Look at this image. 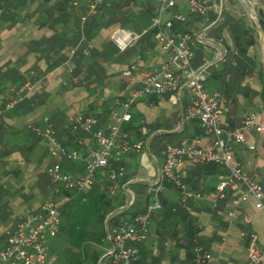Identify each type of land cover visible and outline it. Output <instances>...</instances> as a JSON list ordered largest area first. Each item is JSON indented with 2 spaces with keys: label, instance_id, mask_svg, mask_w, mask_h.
<instances>
[{
  "label": "crops",
  "instance_id": "obj_1",
  "mask_svg": "<svg viewBox=\"0 0 264 264\" xmlns=\"http://www.w3.org/2000/svg\"><path fill=\"white\" fill-rule=\"evenodd\" d=\"M204 1L209 6L206 19L188 15L187 20L174 23L175 31H191L197 37L191 66H205V89L221 93L225 128L239 127L246 110H253L264 122V0ZM88 3L0 0V103L22 96L0 116V234L49 198L58 197L62 203L71 200L69 190H56L51 184L47 168L59 162L71 175H79L84 170V158L96 143L91 132L74 130L70 118L79 113L92 115L97 119L95 128H104L121 115L126 99L139 86L122 72L133 63L137 65L135 74L153 70L167 57L152 33L123 52L110 40L112 29L122 23L136 31L148 28L157 0H120L97 26L90 16L83 23L79 19L87 15ZM175 12L187 14L183 0L169 9L170 15ZM88 43L92 45L91 55L78 58ZM74 48L76 53L70 57L68 52ZM187 104L185 87L180 88L176 104L167 95H150L132 104L130 119L122 123V129L132 140L144 139V149L123 157L126 174L121 189L108 194L107 174L99 171L91 190L104 192V199L112 201L113 211L100 222L105 204L97 201L94 193L84 195L86 202L100 208L94 224L99 237L95 235L92 243H86L91 253L83 246L84 256L89 255L94 264L103 262L109 246L107 231L143 212L151 197L149 190L155 186L159 187L162 208L151 215L149 234L139 244L141 264H189L195 244L211 251L213 260L208 264H247L252 236L264 250V215L255 199L242 198L235 206L232 200L237 191L226 190L222 198L216 195L217 175L227 174L226 168L214 163H184L180 173L186 194L169 180L157 184L167 143L198 140L199 145L211 146L214 141L197 120L183 118ZM47 125L56 129L67 148L79 153L77 158L49 154L46 142L31 131L32 126ZM245 136L246 143L232 144L234 159L264 188V132L248 131ZM243 217L249 221L243 222ZM57 239L53 238L52 247L56 248Z\"/></svg>",
  "mask_w": 264,
  "mask_h": 264
},
{
  "label": "built area",
  "instance_id": "obj_2",
  "mask_svg": "<svg viewBox=\"0 0 264 264\" xmlns=\"http://www.w3.org/2000/svg\"><path fill=\"white\" fill-rule=\"evenodd\" d=\"M114 0H89L88 12L81 17L83 23L87 16L98 12L102 5L109 6ZM119 1V0H118ZM158 7L151 17L150 26L141 31L121 25L115 26L110 34V40L119 52L135 46L140 39L152 33L155 42L167 52L165 61L153 70H141L137 74L135 63L125 71L124 76L138 83L126 99L121 115L114 118L104 128H95L97 119L92 115L75 114L70 118L71 126L76 131L91 132L96 148L84 158V170L77 176L71 175L62 168L59 162L47 168L50 182L56 190L64 188L86 194L99 171H105L109 180L108 192L113 195L122 187V179L126 170L123 157L129 153H138L144 149V139L132 140L129 133L122 129V123L130 119V108L138 99L150 95H167L171 103L176 104L180 88L188 92V104L182 112L185 120H197L205 133L212 134L214 141L211 146H202L198 140L194 142L167 143L164 147V159L157 175V184L169 180L183 194L187 192L182 182L180 169L184 163L190 165L214 163L228 170V173L217 175L216 195L224 197L225 191H237L238 195L232 200L233 205L240 204L246 197L255 199L257 209L264 215V188L253 176L246 174L241 164L234 159L233 143H246L245 132H264V122L260 121L253 110H246L242 115L241 125L237 128H225L221 117L223 107L222 96L218 90L208 91L204 87L206 75L204 67L194 69L191 59L197 37L191 31H175V21H185L188 15H199L206 19L209 6L204 0H183L187 5V14L175 12L170 15L178 0H157ZM74 49H70L73 54ZM90 45L83 49L88 56ZM21 97L6 103L4 109L12 108ZM1 112V111H0ZM32 133L43 139L53 157L64 156L74 159L79 156L76 150L67 148L58 138L52 125L44 127L32 126ZM248 145V148H253ZM159 187L149 190L151 195L146 209L137 213L130 221H121L109 231L107 239L109 246L102 256V264H141L140 246L149 234L151 215L162 208L158 199ZM185 196V195H184ZM131 201L127 204L131 205ZM59 205L52 199L44 201L36 209L20 216L14 226L5 234H0V264H55L52 253L53 238L59 233L61 219ZM121 211V210H120ZM233 216V211H229ZM248 222V217H243ZM244 233L242 232V235ZM213 260L211 251L201 244L193 247V256L189 264H208ZM264 264V250L254 241L253 236L248 247L247 264Z\"/></svg>",
  "mask_w": 264,
  "mask_h": 264
},
{
  "label": "rangeland",
  "instance_id": "obj_3",
  "mask_svg": "<svg viewBox=\"0 0 264 264\" xmlns=\"http://www.w3.org/2000/svg\"><path fill=\"white\" fill-rule=\"evenodd\" d=\"M134 20L137 21L136 18ZM126 27L133 28V26L129 24H127ZM88 45H90V53L88 56H90L92 45L89 43L87 46ZM83 49L81 50L82 53ZM68 53L67 54L72 57L75 54V51L73 54H70V52ZM73 78L75 79V77ZM18 97H21L22 100L21 94H18L17 96L10 98L8 101L0 103V116L2 111L5 110L4 107L6 103ZM69 191L71 193V200L66 203L60 202L58 197H52V199L59 204L58 211L61 219V230L59 234L56 235L58 236V239L56 240L57 246L56 248L55 246L52 247V253L56 258L55 264H94V260L90 259L89 255L84 256L85 251H83V246L86 249V252L89 250L88 253H91L92 250L87 249L90 244L88 242L92 243V237H95V235L99 237L100 233H97L98 229L94 225L96 222V215L99 214L98 211L100 210L99 204L96 205L90 201L86 202L84 195L77 194L74 190ZM139 200V198L136 200L137 204L140 203ZM135 206L136 204H134L133 207L135 208ZM85 221H91V223L85 224ZM86 237L91 239L88 241L85 239ZM86 243H88L87 247Z\"/></svg>",
  "mask_w": 264,
  "mask_h": 264
},
{
  "label": "trees",
  "instance_id": "obj_4",
  "mask_svg": "<svg viewBox=\"0 0 264 264\" xmlns=\"http://www.w3.org/2000/svg\"><path fill=\"white\" fill-rule=\"evenodd\" d=\"M124 1V0H123ZM120 2V0L118 1V0H114L109 6H105V5H102V6H100L99 7V10H98V12H96L95 14H93V15H89L90 16V18H92V19H90L91 21H93L94 23H95V26H97L98 25V21H100L99 19L100 18H102V16H104V15H106V14H109L110 15V13H111V11H112V8L114 7V6H116L117 5V3H119ZM89 16H87V18H86V20L84 21V22H86L89 18ZM80 19V21H81V17L79 18ZM89 21V20H88ZM93 23V24H94ZM121 25H125L124 23H122ZM96 29V28H95ZM76 53V52H75ZM75 55V54H74ZM73 55V56H74ZM84 54L82 53V51L80 50L79 52H78V54H77V57L78 58H83L84 56H83ZM80 56V57H79ZM53 67V65H51L49 68H52ZM94 183V182H93ZM92 188H93V184H92V186L89 188V191L86 193V194H82V195H88L89 193H94L93 195H95L96 196V200L97 201H101V202H103L104 204H105V208H104V211L100 214V216H99V220H100V222H102V220H103V218L105 217V215L108 213V212H111V211H113V206H112V201L110 200V199H107V200H105L104 199V192H100L99 191V189H94V192H92L91 190H92ZM77 194H78V192H77ZM79 194H81V193H79ZM127 211V210H126ZM125 210L124 211H122L120 214H123V213H125L126 212ZM135 214H137V213H135ZM135 214H133V216L135 215ZM117 215H119V214H117ZM115 217V216H114ZM60 230H61V226H60ZM60 232V231H59ZM103 233V232H102ZM103 235H105L104 233H103Z\"/></svg>",
  "mask_w": 264,
  "mask_h": 264
},
{
  "label": "water",
  "instance_id": "obj_5",
  "mask_svg": "<svg viewBox=\"0 0 264 264\" xmlns=\"http://www.w3.org/2000/svg\"><path fill=\"white\" fill-rule=\"evenodd\" d=\"M255 18H256V16H255Z\"/></svg>",
  "mask_w": 264,
  "mask_h": 264
}]
</instances>
